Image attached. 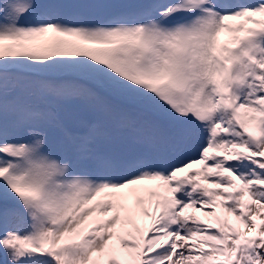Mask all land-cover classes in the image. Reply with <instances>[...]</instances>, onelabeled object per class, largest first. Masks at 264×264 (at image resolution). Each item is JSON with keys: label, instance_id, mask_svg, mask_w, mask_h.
<instances>
[{"label": "snow or ice", "instance_id": "1", "mask_svg": "<svg viewBox=\"0 0 264 264\" xmlns=\"http://www.w3.org/2000/svg\"><path fill=\"white\" fill-rule=\"evenodd\" d=\"M0 264H264V0H0Z\"/></svg>", "mask_w": 264, "mask_h": 264}]
</instances>
